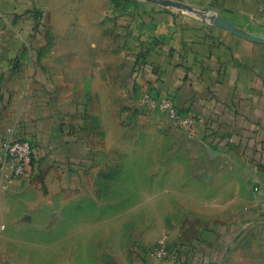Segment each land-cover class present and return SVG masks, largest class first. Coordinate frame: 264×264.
<instances>
[{
	"label": "crops",
	"instance_id": "crops-1",
	"mask_svg": "<svg viewBox=\"0 0 264 264\" xmlns=\"http://www.w3.org/2000/svg\"><path fill=\"white\" fill-rule=\"evenodd\" d=\"M144 93L174 97L193 134L139 106ZM113 104L156 122L170 150L151 175L136 162L134 187L104 186L102 210L121 214L97 258L77 212H96L95 199L72 201L86 179L113 177L91 170L103 153L85 136L106 131L92 119L108 124ZM10 135L34 160L0 187V217L18 212L0 224V264H264V0H0V143ZM122 194L131 202H110ZM162 237L164 262L146 253Z\"/></svg>",
	"mask_w": 264,
	"mask_h": 264
},
{
	"label": "rangeland",
	"instance_id": "rangeland-1",
	"mask_svg": "<svg viewBox=\"0 0 264 264\" xmlns=\"http://www.w3.org/2000/svg\"><path fill=\"white\" fill-rule=\"evenodd\" d=\"M132 1V0H128ZM115 0H113V3ZM118 4V2H117ZM119 3V6H124V4ZM102 118H95L92 119V122H94L96 129H103V127H106V131L99 132H86L85 136H88L91 141H94L97 145L96 150L101 151L102 157H99V159L93 164L91 170L97 171L98 173L108 172L113 177L112 179H104L102 175H100L99 178L96 179H86V182L80 187H82V191H79L80 193L78 196L74 197L75 200L72 201L73 204H76L77 206L91 204L90 201L95 199V203L97 206L96 212H86V211H79L80 209L77 208V212H79V216L81 218L80 223L81 225H87L89 222V225L95 226L96 230V242H95V248H96V255L97 258L99 256H103V248L109 245V243L104 242V227L105 225L109 227L108 217H112L114 220V217L118 216L121 213L112 211L107 212L102 210V204H103V196H100V192L102 193L104 191V186L111 184H121L123 187H125V184L127 183L129 186L134 185V180H130L129 178L126 179V176H124L126 173L134 172L135 167L140 166V164H136V162H143L144 168L148 167V170H144L145 174L151 175L152 168L153 171H159L160 167L163 165L160 162V158L164 159L163 156H166L168 154V151L170 150L168 142H170V138L167 136V134H163L161 132L156 131L155 127L152 125L153 123H156L151 120H144L142 122L135 121V119L126 117L124 115V112L122 108L116 107V104H113V107L111 109V117L110 122L107 124L102 125ZM99 122V123H98ZM176 132V130H175ZM105 139L106 141L110 142V147L104 146L102 141ZM98 156V155H97ZM153 158V160H152ZM141 159V160H140ZM233 164V163H231ZM183 171L187 172H194L198 170L203 169L202 164H192L188 165L187 163H183L182 165ZM210 166V165H209ZM123 175V176H121ZM122 177V178H121ZM145 183H150L152 180L146 179L144 181ZM134 187V186H133ZM12 189H16L15 196H12L10 199V203L12 204H22L23 199L25 198L23 195V190L26 188H31V184H29L27 181L23 180L20 183L14 184ZM90 190L94 193V196H89V192L87 190ZM150 189V187H149ZM21 191V192H20ZM2 194H0V204L2 203ZM110 197H108L109 199ZM13 199V200H12ZM53 199V200H52ZM113 200V201H112ZM111 203L115 204L117 202H125L130 203L131 197L126 196L125 194L119 195V196H113ZM116 200V201H114ZM39 203L43 201V199L37 200ZM44 202V201H43ZM62 201L55 200L54 197L49 200V203L53 204H59ZM71 202V203H72ZM8 212H12V218L15 213L14 210L12 211H2L1 214L3 215L0 217V224H4L6 221L5 215L8 214ZM15 212V213H14ZM124 215H127L128 213H123ZM132 214V213H130ZM134 214V213H133ZM150 215V213H149ZM148 215V216H149ZM11 217V216H10ZM15 218V217H14ZM126 219L128 221V227L129 229L136 233V229L132 225V218H128L126 216ZM148 218H145V221ZM124 227V226H123ZM114 223L113 225L110 224L109 230L114 234L115 230ZM107 230V228H106ZM107 235V234H106ZM134 235V234H133ZM114 235H112L113 237ZM113 239V238H112ZM135 243V241H133ZM44 246V245H43ZM82 252V251H81ZM21 259V258H20ZM20 261L21 263H24V260H16L17 262ZM4 264H7V261L3 262Z\"/></svg>",
	"mask_w": 264,
	"mask_h": 264
},
{
	"label": "built area",
	"instance_id": "built-area-1",
	"mask_svg": "<svg viewBox=\"0 0 264 264\" xmlns=\"http://www.w3.org/2000/svg\"><path fill=\"white\" fill-rule=\"evenodd\" d=\"M139 106L149 112H158L164 115L178 131L186 136L193 134V126L196 118L191 113L183 114L176 100L171 96L154 97L144 93L139 101ZM34 160L33 144L30 140L15 135L8 136L0 143V187L6 189L13 180L19 179L27 173ZM254 192L262 195V191L255 187ZM264 196V194H263ZM264 210V202L262 205ZM165 237H162L156 247L148 250L149 257L166 261L170 254L164 245Z\"/></svg>",
	"mask_w": 264,
	"mask_h": 264
}]
</instances>
